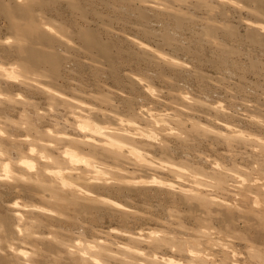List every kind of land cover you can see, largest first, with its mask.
<instances>
[{"label": "rangeland", "instance_id": "374dc122", "mask_svg": "<svg viewBox=\"0 0 264 264\" xmlns=\"http://www.w3.org/2000/svg\"><path fill=\"white\" fill-rule=\"evenodd\" d=\"M252 1L206 0L205 2H207L208 5L205 3V7H202L201 3L203 5L204 3L202 1L199 2L198 0H47L45 3L48 5H45V7L43 6V8L41 7V4H36L37 7L35 6V10H42L45 13L43 16L40 11L37 12L39 13V17H41L40 20L43 18L45 21L52 24L50 29L47 28V30H50L52 36L57 40L61 56L67 58L63 69L65 74L62 73L65 77H61V80H59V77H50L51 73L48 72H45L46 74H43L44 76L28 74L29 78H34L39 82V86H41L40 84H44L41 87L44 86L43 88H45V90L41 89V87L36 88L37 90H40H38L35 95L33 94L35 92H33V89L19 85L12 86L10 88V92L12 93L9 95V100L17 101L18 97L15 96L16 94H21L20 97L28 99H33V97L34 99H37H35V102L30 105L29 109L26 108L25 105V107L18 108L21 110H16V112L19 111L18 113L14 112L15 110L12 111L14 114L11 113L10 119H14V122L21 120V123L13 122L11 128L10 126L6 127L8 130L11 129L7 131L8 134L15 137L17 136L18 140H22L21 144L22 147L24 146L23 148L25 150L30 149L31 146L34 145L33 141L30 140L35 139L36 133L27 131L26 123L24 121L26 119H20L22 116L20 112H24V110L26 115L30 113L27 115L29 118L31 117L33 120L36 119L35 125L39 127L41 131L53 130L56 132L55 134L51 131L53 135L56 137L58 136L57 138L55 137L58 141H63L68 139V137L72 138L73 135L77 134L78 139H73L81 141L78 137L79 133L73 128H85L83 131L89 130L88 132L93 135L101 134V137L107 138L110 135L108 133H110L112 128L110 129L108 126L109 129L107 131L106 128L104 129L106 132L110 130L107 133L108 135H106V132L103 133L104 130L100 129L104 128V126L106 127V125L110 123L109 121L111 118L113 119L115 116L116 119L114 118L115 120H112L113 125H111L112 123L109 124L111 127H114L112 131L115 133L118 131H124L125 133H123L126 135L130 134V131H133L136 134L139 133L135 136L136 141H131V143L129 141H123L122 145L128 148L132 147L134 154L137 153L136 155H138L137 157L139 160L143 159L141 160V163L143 162L141 166H148L150 163L149 166L152 165L151 171L139 170L134 167L136 166V162H133L134 160L131 161L133 159L131 158L133 154L129 155L130 153L128 152H126L128 155L124 156L130 157V159L122 158L123 162H129L127 165L122 163V160H120V164L119 162L115 163L114 161L116 160L112 158V160L107 158L109 161L107 159L103 160V158L101 162L97 160L95 161L96 163L98 162L97 165L103 163L106 166H113L115 169L117 167L115 170L108 166L109 168L107 172H109V174H107L108 176H105L109 179H112V176H109L112 173L114 176L113 178L117 176L120 178L123 174L122 177H124V180L122 182L119 181L120 179H117L118 177L115 180H118L120 183H123L124 181L125 183L127 182V185L124 184L125 186H122L123 189H126V191L123 190L124 194L121 193L122 196L112 188H109L107 191L96 189L97 193L95 192V195L93 194V196H95L94 198H96V200L98 198L102 199H98L100 202L104 200V204L107 201V205L108 203L111 205H108L107 208L111 207L112 210L111 208L105 209L106 204L104 206V204L102 205L101 203L103 208L94 209L96 212L92 210V212L86 217L84 215L80 218L76 216L78 218L75 219V225L71 226V229H69L70 231L68 233H72L69 234V236L71 235V238L68 235L67 236L70 239L74 237L73 241H76L77 239L84 243L90 242L95 248H97L98 245H105L106 247L112 246L110 247L111 251H114L112 254H117L108 258V261L103 257L101 259L97 258L98 264H124L119 262L118 257L120 256L119 258L126 259L127 254L122 252V249L121 251L117 250V245L122 243L120 245L122 247L123 244L124 246L127 244V250L129 248V250H134L132 246H135L133 243L136 240V237L140 238H138L139 241L141 238H144V235L147 236L149 232L151 233V231H156L158 233L161 231L160 233L162 234H157V236L159 235L158 237L162 236L165 231L164 235H166L167 232V234L169 233L171 236H178L177 239L183 237V239L190 240L192 243H194L193 239L195 240V238L196 240H201L204 236V234L203 236L200 234V232L202 233V224L198 220L192 218L194 214L198 218L202 217V215H199L201 214V211L195 205L191 206L182 202L178 196L175 197L174 195L175 198L171 197L169 192L164 190L165 186H167L165 187L166 189L175 186V188L171 189L173 191H178L179 189L177 188L189 190L192 189L195 184V186L199 185L198 188L202 187L203 190L208 188L209 191H211V194L214 190H217L215 191L217 193L212 194L217 200L233 205L234 208H239L240 206V212H229L230 217L228 222L234 230L230 229L229 231H224L225 233L220 234L218 229H221V225L218 224L217 221L212 220L210 227L213 229L209 231L213 232L214 237L219 239L218 242H223L226 239L224 242H227V244L230 243V247L228 248H231V250L233 249L232 251L236 254L239 264H263V258H258L261 257V255H257L256 251H251V248L246 244L248 243L246 241L249 237L248 240L257 243L261 250L264 249V230L259 229V226H261L259 223L260 221L257 219H251L257 217H254V214L249 213L248 206L242 203V198L247 195L249 199H252L251 201L254 202V205L264 207V157L258 156V151L261 150L260 146L262 145L261 148L264 146V0H259L260 2H263H261L262 4L259 3L258 0H254L255 4H252ZM209 5L211 9L208 8ZM255 8L257 9L252 10ZM260 25L261 27L258 28ZM0 28L2 29L0 35L2 34L1 36H3V39L12 37V39H8V42L6 43V45L8 44L7 53L10 52V54L6 53L5 56L7 58L5 59L13 66L17 58L14 52L16 48L13 46L15 45L14 43H16V39L12 36V27L6 19L1 18ZM209 28L211 32L208 31ZM80 30H89L93 36L102 43L100 47L103 48V46H106L109 49L112 61L100 51V48H98V50L88 49L89 52L87 49H82V41L80 39L78 41V32ZM207 32H209L210 35H207ZM10 40L13 41V43ZM80 63L82 64L79 66ZM83 64L85 66H83ZM113 65L116 68L115 71L117 70L116 74L119 76L112 77V74H110ZM10 68L12 69L14 67ZM15 68L12 69L11 72L9 71V75L13 76H11V80L14 78L16 79L20 75L18 68L17 70ZM13 70L16 71V75ZM64 70H66V72ZM97 71L101 75H99ZM18 72L19 74L17 75ZM95 72L98 74L97 76H94ZM53 78H55V80ZM21 79L22 78H19L18 80ZM49 89H52L55 92L52 90L51 92H47ZM56 91L59 92V94L55 95L57 98L53 94L56 93ZM49 93H52V95ZM57 95L62 96L58 97ZM67 95H69L70 98H73L70 100ZM98 95H101V97ZM102 96L105 97L104 100H101L103 99ZM184 96L186 97V100L183 99L185 98ZM75 97L76 101L74 99ZM77 97H79V99ZM65 98L66 101H63ZM83 98L86 99V104V101ZM99 98L101 101H104V103L101 102ZM72 99H74L75 105H73L74 103ZM51 100H54L55 102H53L55 104H52ZM81 100L83 101L81 102ZM76 102L77 104L79 102V105H77ZM114 102L115 104H113ZM58 103H60V106ZM95 104L102 109H99L98 107L97 109H94L93 107ZM112 104L114 106H112ZM191 104L201 105H199V108H194ZM54 105H56L55 107L57 108H55ZM88 105L90 108L94 105L92 107L94 112L95 110L97 112L103 110V112L100 113H106L108 116L95 112L97 115H100L98 117L93 113L92 109L87 108ZM71 108H74L75 110L71 111ZM83 109L86 111V115L88 114L87 111L89 113L91 112V114L88 115L91 118L87 119ZM78 110L80 111L79 113L75 112ZM81 112L82 115L80 114ZM140 113L143 114L142 119V116L139 117L138 115ZM37 114L39 116H37ZM72 114L74 116L76 115V118ZM83 114L84 117L83 120H81ZM92 114L94 117L96 116V119L99 118L102 122L98 121V119L97 121L94 118L92 119ZM135 114L137 115L136 119ZM85 116L86 120H93L91 121L93 125L91 130L95 131L92 132L90 130L91 125L88 126L89 122L84 120ZM105 117L107 118L105 119ZM118 118L120 119L119 122ZM182 118H185V121H183L184 123L182 122ZM65 119L67 120L65 121ZM157 119L160 123L157 122ZM106 120L109 122L108 124ZM152 120L155 124L158 123L159 125L153 124ZM81 121H84L83 124ZM94 121L95 123H93ZM129 121H132V123ZM180 121L184 124L180 123L182 127L184 126L181 130H179L180 128L178 125ZM37 122H39V124ZM99 122L101 123L99 124ZM76 123H78L77 127ZM80 123L83 126L80 125ZM103 123L106 124L104 125ZM125 123H128V125L131 123L132 128L130 126V130H128V125ZM85 124L88 127L85 126ZM94 124L103 125V127L95 126L96 129H93ZM193 124H195L198 129H195ZM5 126L6 125L0 123V135L1 132H4ZM163 126L165 128H163ZM126 127L127 129H124ZM73 130L75 131L74 134ZM112 131L111 133L114 134ZM126 131L129 133L127 134ZM62 133L63 136H60ZM112 134L111 137H108L110 140H112ZM184 134L186 136H184ZM70 135L72 137H70ZM227 136H230L229 138L231 140L227 138ZM15 137L11 138L15 140L17 139ZM62 137L64 138L60 140ZM185 137L187 138L185 139ZM221 137L224 139H221ZM80 138L83 139L82 136ZM240 138L241 141H245L242 143L239 142ZM126 142L129 143L126 144ZM253 143H259L257 145L258 147ZM128 144H130V146ZM29 153L30 152H28V160L35 163L38 158H35V156H33L34 154L32 155ZM88 153V150L85 149L82 154H78L79 158L84 159L83 162L85 161L89 163L92 158ZM58 155L59 153L56 154L57 157ZM15 158H17V156H15ZM40 159L39 163L42 164V159ZM151 161H154V164ZM44 163H46L45 160ZM98 167H100V165ZM159 167L161 169H159ZM217 167L219 169H222L223 167L222 171L233 177L236 182L235 184H237V191L238 189L241 190L238 192L239 194L228 193L223 190L219 191L215 185L213 189L207 186L213 183V179L209 178V175H211L213 170ZM97 169L99 168H96V170ZM104 169H106V167ZM121 170L122 172H118ZM101 172L102 174H106L103 171ZM117 174H120V176ZM176 174L177 176H175ZM191 175L192 177H190ZM204 177L207 178L205 179ZM130 181L133 183L137 182L135 183L136 185L134 184L136 188L133 185L130 187ZM160 181L162 182L160 183ZM178 182L183 183L178 184ZM120 183L119 186L122 188ZM143 183L145 187L142 186ZM148 183H151L152 185L150 184L148 186ZM246 183L247 187L245 188H248L247 190L244 188ZM168 184L173 187H169ZM146 185L148 187H146ZM111 186L114 185L111 184ZM0 188V198H2L0 199V206H2L0 207V212L3 214H8V212H12L18 207L14 208L11 206L10 208V205H13L15 201L20 203V209L21 204L22 207H24L23 204H25V202L26 205L29 203V205H38L41 207L44 205L37 198L27 196L24 192L15 193L12 191L9 197V191H7L5 187L2 189L1 185ZM141 188L145 189V191ZM208 189L206 191H208ZM242 189L245 190L243 191ZM242 192L245 194H242ZM14 194H17L18 196H15ZM215 197H213V199H215ZM110 201L113 202V204ZM117 207H119L120 210L123 209V211H128L127 214L130 215L128 216L129 219L126 218V221H123L119 217L120 214H117L118 210H114L117 209ZM242 209H244L246 213L243 212ZM190 211L195 212L194 214H190ZM87 217L89 219H86ZM203 218L205 219V217H202V219ZM61 226L62 224H59L58 226L55 224L54 228L60 230L68 227L67 225ZM222 226L226 228L225 225ZM40 231L41 235H39V237L44 233V237L46 236L48 239L53 238L51 235L48 236V229L45 230V228H42ZM130 233L132 235L136 234V237L132 236ZM205 233H208V230H205ZM129 236L135 238L131 241L128 240L130 239L128 238ZM241 236L246 239V241L240 240L241 238L239 237ZM203 241L202 245L204 246L200 250H206L210 255V251L207 249L208 246H210L209 241L207 239H203ZM25 247L27 248V251H30L29 246ZM26 248L24 249L26 250ZM138 248H140V251L142 252L140 254L144 255V253H147L140 258L146 264H180L181 262L185 264H198V261H196L195 258L197 254H194L193 259H190L189 256L184 257L176 255V248L174 247V249L162 247L157 251L156 249L151 250L146 245H140ZM195 249H198V247ZM155 256L158 259H155ZM145 257L150 261L148 260L147 262ZM209 258H214L216 261L218 258L219 260L222 259V261L228 259L226 255L223 257V254L220 252H216L214 256L211 255ZM142 260H136L135 263L139 264ZM106 261L111 263H107ZM179 261L181 262L178 263ZM58 263L62 264L60 261H58ZM49 264L54 263L49 262ZM64 264L67 263L64 262Z\"/></svg>", "mask_w": 264, "mask_h": 264}, {"label": "bare ground", "instance_id": "6f19581e", "mask_svg": "<svg viewBox=\"0 0 264 264\" xmlns=\"http://www.w3.org/2000/svg\"><path fill=\"white\" fill-rule=\"evenodd\" d=\"M46 1L47 0H0V17L2 19L3 18L6 19L10 23V25L12 27V31H13L12 36H13L14 39H16V43H14L15 45H13V46L16 48L14 50V52H15V55H16V58H17L16 62L13 64V66L10 65V63L6 61L5 58H7V57L5 55L7 53V48H8L7 47L8 44L6 45V43L8 42V39H12V37L3 39V36H1L2 35L1 34L0 35V123H2V125H6L4 127L6 130L4 129V132H1V135H0V185L2 186V189H3V187H5V189H7V191H9L8 192L9 197H10V194H11L12 191H14L15 193L24 192L27 196H33L34 198H37L40 202H42L45 205V207H44V205H42V207L38 206V205L37 206L36 205L35 206L34 205H29L30 203L28 205H26V202H25V204H23L24 207H22V204H21V209H20V207H19L20 203L15 201V203L13 202L14 203L13 205H10V208H11V206H13L14 208L18 206L19 208L17 207L16 208L17 210L14 209V211H12V212H8L7 211L8 214H3V213L0 212V228H1V230H0V242L1 243L0 244L2 245V246L0 245L1 246L0 247V256L1 257L3 256L2 259L0 260V264H49V262L50 263H54V264H59L58 261H60L62 264H64V262L67 263V264H96V263L98 264L97 258L101 259L103 257V258H106V260L108 261V258H111V257H113V256H115L117 254V253L116 254L114 253L115 255L112 254V252H114V251H111V249H110V247H112V246L109 245L110 247H108V246L106 247L105 245H98V247L95 248L93 245H91L92 243H90V242L84 243L81 240H77V239H76V241H73L74 237L72 239H70L71 235L69 236V234H72V233H68L70 231L69 229H71L70 228L71 226L75 225V222H76L75 219L76 218L83 217V215L86 217L88 214H90L92 212V210L98 209V208H103L102 205L104 204L103 203L104 200L102 202H100V201H98V199L99 200H102V199L98 198L96 200V198H94L95 196H93V194L97 191L96 189L103 190V191L106 190L107 191L109 188L110 189L112 188V189L116 190L117 193L124 194L123 190L126 191V189L125 188L123 189V187L125 186L124 184L127 185V182L126 183H125V181L123 183L119 182V181L122 182L124 180L123 179L124 177H122L123 174L121 176H120V174H117V175L120 176V178L118 176H117L118 178L117 177L113 178L114 176L112 175L113 174L112 173V174L109 175V176H112L111 177L112 179H109L106 176H108L107 174H109V172H107V170L110 167V165H108L109 166L108 167L105 164L101 163V164H99L100 167H98L99 166V165H97L98 162L96 163L95 161L97 160V161L101 162L102 158H103V160H106L107 158L108 159L112 158V159H115L117 161L116 162V161L113 160L115 163L119 162V164H120L121 163L120 160H122V158L123 159H128V158L130 159V157L124 156V155H128V153H130L129 155L133 154L131 156V158H133L131 161L134 160L133 162H136V166H134V167L138 168L139 170L142 169V170L151 171L152 170L151 169L152 165L149 166L151 163L150 164L146 163V164H148V166L147 165L146 166L145 165L141 166V164H143V162L141 163V160H143V159L139 160V158L137 157L138 155H136L137 153L134 154L132 147L128 148V147L122 145L123 141H129L130 143H131V141H133V142L136 141L135 136H137L139 133L136 134L133 131H130V134H128L129 132L127 133V131L130 130L129 129L130 126L132 128V125H131L132 121H129V122H131V123H129L130 125H128V123L127 124L125 123L126 125H128L127 126L128 130L126 131V133L128 135L124 134L125 133L124 131H123L124 133L122 131L121 132L118 131L116 133L114 131H112V129L114 127H111L109 124L112 123L111 125H113L112 120L115 118V116H114L113 119L111 118V120L109 121L110 123L106 120L107 124L109 123L108 125H106V127L104 126V128H102L103 125H98V124L97 125L94 124V127H93V129H94L95 126H100V127L102 126L101 127L102 129H100V130H104L106 128V131L109 129L108 126L110 127V129L112 128L111 131L114 132V134H112L110 130H109L110 133H108L109 131L108 132H106L105 130L103 131V133L106 132V135L110 134L109 135L110 137H111V134H112L113 135L112 140H110L108 138L109 136L106 138L103 135L105 137V138H103V137H101V134L100 135H93V134L88 132L89 130L88 131L87 130L83 131V130H85V128H81V129L73 128V129H76L75 131H77V133H79L78 137H79V140H81V141H78V140L76 141V139H78L77 138V135H78L77 133H76L77 135H73V137L70 135V137H72V138L68 137V139H65L63 141H58V139H56L58 136L56 137L51 132L53 130L41 131L39 129V127H37L35 125V122H36L35 120L36 119L33 120L31 117L29 118V116H27V115L30 114V113H28L26 115L25 110H24V112H22V111L20 112V114L22 115L20 117V119L21 118L23 120H24V118L26 119L24 121L26 123L27 131L36 133L35 139L30 140V141H33L34 145H32L30 149L25 150L23 148L24 146L22 147V144H21L22 140H18L17 136L15 137L13 135L8 134L7 131H9L11 129L8 130L6 127L10 126V128H11V126H13L12 124L14 122L13 121L14 119H10L11 113H13L12 111L15 110L14 112H16V110L19 107H23V106L25 107V105H26V108L29 109L30 105L33 102H35V99H37V98L34 99V97H33V99H28V98L20 97L21 94H16L15 96L18 97L17 101L9 100V95L12 93V92H10V88L12 86H14V85L25 86L27 88L33 89V92L35 91L33 94L35 95L36 92L38 90H40V89L37 90L36 88H39V87H41L44 84H40L41 86H39L38 85L39 82L36 79H34V78H29L28 74L29 75L33 74L35 76H44L48 72V73H51L50 77H55L56 76V77H59V80H61L60 79L61 77H65V76L62 75V73H64L63 69H64V64H65V61L67 60V58L61 56L60 47H59V45L57 43V40L55 39L54 36H52V33L50 32V30L49 31L47 30V28L50 29L52 24H50L49 22L45 21L43 18H42L43 20L42 19L40 20L41 17H39V13H37V12L40 11L43 16H44L45 13L42 10H38V11L35 10L36 7H37L36 4H39V5L41 4L42 8H43V6L45 7V5H48V4L45 3ZM178 1H182V0H178ZM198 1L199 2L202 1L204 3V5L202 3H201V5H202V7L203 6L205 7V3H207V2H205L206 0H198ZM234 1H236V0H234ZM239 1H241V0H239ZM245 1L249 2V1H252V0H245ZM252 2H250V3L255 4L254 0ZM258 2L261 3L262 1L260 2L258 0ZM258 2H257V4H258ZM235 3H237V2H235ZM206 5H208V3ZM254 7H257V6H254ZM208 8H210V5H209ZM256 9L257 8L252 9V10H256ZM47 11H49V10H47ZM260 27H261V25L258 28H260ZM1 30L2 29L0 28V32H1ZM208 31L211 32L210 28H209ZM220 31H221V29H220ZM209 32H207V35H210ZM205 34H206V32H205ZM254 36H256V35H254ZM79 39L82 41V44H83V48L82 49H87V51H88V49H92V50L96 49V50H98V48H100V51L103 54H105L110 61H112L111 58H110L109 49L106 46H103V48L100 47V45L102 43H100L99 40L96 39V37H94L93 34L89 30H82V31L80 30L78 32V41H79ZM172 40H174V39H172ZM11 42L13 43V41H11ZM14 42H15V40H14ZM7 54H10V52L7 53ZM163 54H165V53H163ZM95 60H96V58H95ZM169 60H171V59H169ZM111 63H113V62H111ZM81 64L82 63H80L79 66ZM83 66H85V65L83 64ZM116 66H117V64H116ZM10 67H14V68L16 67L15 69L17 70V68H18V71H20V75L18 77L16 76L17 77L16 79L15 78L12 79L13 81L11 80V76L12 75L11 76L9 75V71L11 72V70L14 69V68L11 69ZM112 68H109V69H112L110 74H112V77H114V76L116 77L118 75V74H116L117 70L115 71L116 68H115L114 65H113ZM65 69H66V67H65ZM64 71L66 72V70H64ZM101 71H103V70H101ZM105 71H106V69H105ZM14 72H15L14 74L16 75V71H14ZM97 73H98V71H97ZM97 73L95 72L94 76H97L99 74V73L98 74ZM11 74H13V73H11ZM18 74H19V72L17 73V75ZM114 74H116V75H114ZM99 75H101V74H99ZM19 78H22V79L18 80ZM53 79L55 80V78H53ZM53 82H55V81H53ZM145 83H147V82H145ZM61 86H63V85H61ZM43 87H41V89L45 90V88H43ZM49 90L47 92H51L52 89H49ZM52 91H54V90H52ZM30 92H32V91H30ZM49 94L52 95V93H49ZM53 94L55 96L56 94H59V92L56 91V93H53ZM51 95H49V96H51ZM57 96L59 97V96H62V95H57ZM67 96L69 97V95H67ZM76 96H78V95H76ZM98 96L101 97V95H98ZM40 97H42V96H40ZM68 97H66V98H68ZM79 97H85V96H79ZM79 97H77V98L79 99ZM66 98L63 101H66ZM71 98H73V97H71ZM71 98L69 97L70 100H71ZM104 98L105 97H103V99H101V100H104ZM74 99L76 101V97ZM74 99H72L73 103H74L73 105H75ZM183 99L186 100V97L183 98ZM84 100L86 101V99H84ZM99 100H100V98H99ZM51 101H52V104H55L54 100H51ZM82 101L83 100H81V102ZM101 102L104 103V101H101ZM86 103H87V101L85 102V104ZM59 104L60 103H58V105ZM62 104H63V102H62ZM76 104H77V102H76ZM81 104H83V103H81ZM113 104H115V102ZM113 104H112V106H114ZM77 105H79V102H78ZM97 105H98V103H97ZM199 105H201V104H191V106H193L194 108H199ZM55 106L56 105H54V107ZM93 106H91V108H90V106L88 105L87 108L92 109L93 113H95V112L96 113L103 112V110L102 111L100 110V112H97L95 110V112H94V109L95 108L97 109V107L99 108V106H96V104H95L94 107ZM129 107H131V106H129ZM55 108H57V107H55ZM77 108L79 109V107H77ZM80 108L82 109L81 106H80ZM87 108H86V110H87ZM81 109H79V110L82 111ZM99 109H102V108H99ZM18 110H21V109H18ZM72 110H75V109L71 108V111ZM79 110L75 111V112L79 113L80 112ZM83 111H84V109H83ZM18 112H16V113H18ZM218 112H219V110H218ZM85 113H86V111H84V114ZM87 113H88L87 115L85 114L87 116V119L91 118L90 116H88L89 114H91V112L89 113L87 111ZM129 113H130V111H129ZM61 114H63V113H61ZM80 114L82 115V112ZM84 114L82 116V119L80 118L81 120H83ZM100 114H102V113H100ZM222 114H224V113H222ZM102 115L108 116V115H106V113H103ZM138 115H139V117L142 116L141 119L143 118V114L140 113ZM14 116H17V115H14ZM37 116H39V115L37 114ZM86 116H85L84 120H86ZM97 116L99 117L100 115H97ZM135 116H136L135 117V119H136L137 115L135 114ZM74 117L76 118V115ZM77 118H78V116H77ZM93 118L96 119V116L94 117L93 114H92V119ZM106 118L107 117H105V119ZM67 119H68V117H67ZM67 119H65V121ZM92 119H89L90 121L86 120L87 122H89L88 126L91 125L90 130H91L92 126H93L92 122H91V121H93ZM97 119H98V121H101V120H99V118H97ZM97 119H96V121H97ZM179 119H180V116H179ZM79 120H77V121H79ZM20 121L21 120H17L16 122L20 124L21 123ZM119 121H120V119L118 120V122ZM183 121H185V118L182 120V122ZM16 122H14V123H16ZM83 122L84 121H81L82 124H83ZM90 122H91V124H90ZM101 122H99V124ZM121 122H120V124H121ZM126 122H128V121H126ZM157 122H159V120ZM37 123L39 124V122H37ZM78 123H76V127L78 126L77 125ZM81 123H80V125H82ZM93 123H95V121ZM180 123H181V121L178 124L179 128H180L179 130H181V128H184V126L182 127V125H181L184 122L181 123V124ZM66 124H67V122H66ZM153 124H155L154 121H153ZM58 125H60V124H58ZM155 125H159V124L157 123ZM163 125H165V124H163ZM180 125H181V127H180ZM85 126H87V125L85 124ZM127 127L124 128V129H127ZM193 127L195 129L197 128L195 124H193ZM193 127H192V129H193ZM163 128H165V127L163 126ZM133 129H134V125H133ZM139 130H141V129H139ZM75 131L73 130V134L75 133ZM91 131L93 132L95 130H91ZM181 132H183V131H181ZM54 133L56 134V132H54ZM57 135H58V133H57ZM61 135L63 136V133L60 134V136ZM80 135L83 137V139L80 138L81 137ZM147 135H149V134H147ZM232 135H234V134H232ZM184 136H186V135L184 134ZM206 136H207V134H206ZM11 137H13V138L15 137L17 139L13 140ZM64 137H62L60 140H62ZM152 137H154V136H152ZM229 137L230 136H227V138H229ZM73 138H76V139L74 140ZM85 138H87V139H85ZM147 138H148V136H147ZM182 138H184V137H182ZM182 138H180V139H182ZM186 138L187 137H185V139ZM249 138H250V136H249ZM149 139H150V137H149ZM221 139H224V138L221 137ZM225 139H226V137H225ZM82 140H84V141H82ZM26 141H29V140H26ZM243 141H245V140H243ZM243 141H241V138L239 139V142L242 143ZM129 142H126V144L129 143ZM229 142H231V141H229ZM251 142H250V144H251ZM255 142H257V141H255ZM253 144L255 146H257L259 143L258 144L253 143ZM128 145L130 146V144H128ZM260 145H261V143H260ZM261 146H260L261 150L258 151L259 152L258 156L259 157H264V146L262 148H261ZM85 149L88 150V152H89L88 155L90 154V156L92 158V160L89 163L85 162V161L83 162L84 159L79 158V155H78L79 153L82 154V152ZM28 152H30L29 154H32V155L34 154L33 156H35V158H38L35 163H33L32 161L28 160ZM126 152H128V153L126 154ZM57 153H59L58 157L56 156ZM15 156H17V158H15ZM40 158L42 159V164L39 163V159ZM44 160L46 161V163H44ZM122 163H125V162H123V160H122ZM127 163H129V162H127ZM127 163H125V164L127 165ZM132 164H135V163H132ZM105 167H106V169H104ZM111 167H112V169H115V168H113V166H111ZM119 167H121V166H119ZM153 167H155V166H153ZM160 167H159V169H161ZM162 167H164V166H162ZM96 168H99V169L96 170ZM217 168L213 170L211 175H209L210 176L209 178L213 179V183H211V185H207V186L209 188L213 189V187L215 185V187H217L219 191L223 190L224 192H228V193H238V192H240L241 191L240 189H238V191H237V187H236L237 184H235L236 182L233 179V177L231 175H229L228 173L222 171L223 167H222V169L218 168V170H217ZM116 169H117V167H116ZM163 170H164V168H163ZM101 171H103L106 174H102ZM109 171H110V169H109ZM118 172H122V170L118 171ZM128 174H129V172H128ZM172 174H174V173H172ZM183 174H186V173H183ZM230 174H231V172H230ZM130 175H131V173H130ZM175 176H177V174ZM179 176H180V174H179ZM202 176H204V175H202ZM190 177H192V175ZM116 178L120 179V180L119 181L115 180ZM179 179H182V178H179ZM153 180H152V182H153ZM117 181H118V183H117ZM161 182L162 181H160V183ZM119 183L121 184V187L123 185L124 186L122 188H120ZM135 183H137V182H135ZM135 183L131 182L130 187L132 185L135 186L136 185ZM179 183H183V182H178V184ZM111 184H113L114 186H111ZM115 184H117V185H115ZM128 184H129V180H128ZM146 184H147V182H146ZM150 184L148 183V186ZM238 184H240V183H238ZM195 185L193 186L195 188L192 187V189H189V190L188 189L185 190V189H182V188H177V189H179L178 191L177 190L176 191L175 190L174 191L171 190V189L175 188V186L173 187L171 185L173 188H169V187H171L169 184H168V186H169L168 188L169 189L165 188L167 186H165V187L163 186V187H164V190L169 192V195L171 197H174V195H175V197L178 196V197H180L182 202H184L186 204H189L191 206L195 205L201 211V214H199V215H202V217H205V219L204 218L202 219V217H200L202 220L200 218L196 217V215L194 214V212L196 210L192 211V212L190 211V214H192V213L194 214V216H192V218L194 220H198L202 224V233L200 232V234H202L201 236H203V234H204V236L201 238V240L200 239L196 240V238H195V240L193 239L194 243H192L190 240L188 241V240L183 239V237L182 238L179 237L177 239L178 236L177 237L173 236V235L171 236L169 233L167 234V232H166V235H167L166 236V235H164L165 231H164V234L162 236L158 237L159 235L157 236V234H159L161 231L157 229L158 231H160L159 233L156 232V231H154V232L151 231V233L149 232L150 234L148 233L149 235L148 234H147V236L144 235V238L143 239L141 238V240L138 241L139 237L137 238L136 234L132 235L130 233L132 236L136 237V240L135 241L133 240L134 241L133 245H135V246H132V248H134V250H129L130 248L127 250L126 249V246L128 247L127 244H126V246H124V244H123L122 247L120 246L122 243L120 245H117L118 246L117 250L121 251V249H122V252L127 254L126 259L125 258L124 259L119 258L120 257L119 256L118 257L119 262H122L124 264H136L135 263L136 260H142L140 258L147 254V253L145 254L143 250L142 251H143L144 255L140 254L142 252L140 251V248H138V247H140V245L141 246H143V245L145 246L146 245L151 250L156 249V251L161 249L162 247L163 248L167 247V248H171V249L176 248L175 249L176 250V255H180V256H184V257L185 256H187V257L189 256L190 259H193L194 258V254L195 255L197 254L195 256V258H196V261H198L197 262L198 264H239V260H237L236 254H234L233 251H232L233 249L231 250V248H228V247H230V243L227 244V242H224L226 239L223 241L224 243L223 242H218L219 239L214 237V233L210 232L209 230L213 229L212 227H210V223H211L212 220L217 221V223L221 225L220 226L221 229H218L220 231L219 232L220 234H223V233L229 231L230 229H233V228H231L232 227L231 224H229V222H228L229 221V217H230L229 216V212L230 211H232V212L239 211L240 212V209H239L240 206H239V208L238 207L234 208L233 205H230V204L225 203L223 201L217 200L216 197L214 195H212L214 193H217V192H215L217 190H214V192L211 194L210 193L211 191H209V189L207 187L203 186V187L207 188L208 191H206L207 189L203 190L202 187H201L202 189L200 187L198 188V186H199L198 184H197L198 186H195ZM142 186H144V183L142 184ZM148 186L146 185V187H148ZM180 186H182V185H180ZM130 187H126V188H130ZM185 187H186V185H185ZM245 187H247V183H246V186H244V188ZM135 188H136V186H135ZM141 189L143 191H145V189H143V188H141ZM214 189H216V188H214ZM245 189L247 190L248 188H245ZM129 190H128V193H129ZM136 190H138V189H136ZM116 192H115V194H116ZM5 194H6V192H5ZM122 194H121V196H122ZM242 194H245V193L242 192ZM261 194H262V192H261ZM263 194H264V192H263ZM1 195H3V194H1ZM127 195H130V194H127ZM15 196H18V195L16 194ZM213 197H215V199H213ZM0 199H2V198H0ZM242 200H243L242 203L245 204L246 206H248L249 213L254 214V217H257V218H251V219L259 220L260 221L259 223L261 224V226H259V229L264 230V207H259L258 205H257L258 206L257 207L256 205H254V202L251 201L252 199H249L247 197V195H246V197H243ZM1 202H2V200H1ZM101 203H102V205H101ZM111 203L113 204V202H111ZM105 204H106L105 209H110L111 208V207L107 208V206L109 205V203L107 205V201L105 202ZM105 204H104V206H105ZM109 206H111V205H109ZM0 207H2V206H0ZM22 208H24V209H22ZM10 210H12V209H10ZM111 210H112V208H111ZM114 210H118L117 214H120L119 217L123 221H126V218L129 219L128 216H130V215L127 214L128 211L127 212L123 211V209L120 210L119 207H117V209H114ZM191 210H194V209H191ZM242 211L246 213V211L244 209H242ZM115 212H117V211H115ZM234 215H235V213H234ZM76 216H78V217H76ZM235 217H237V216H235ZM86 219H89V218L87 217ZM55 224L57 226L59 224L60 225L62 224V226L63 225H67L68 227H65L66 230L65 229L56 230L57 228L56 229L54 228ZM222 225H225L226 228H224ZM42 228H45V230L48 229L49 230L48 231L49 232L48 236L51 235L53 238H49L48 239L46 236L44 237V233L43 232H42L43 234H42V236H40L41 237L40 238L39 237V235H41L40 234V232H41L40 229H42ZM205 230H208V233H205ZM192 233H194V232H192ZM143 234H144V232H143ZM161 234L162 233H160V235ZM67 235L70 238H68ZM132 236H129L128 238H130V239H128V240L132 241V239L135 238V237H132ZM239 238H241L240 240H242V241H246V239H244L242 236L239 237ZM203 239H207L209 241L210 246H208L207 249H208V251H210V255L207 253L206 250H200L204 246V245H202L203 242H204ZM248 239H249V237H248ZM248 239L246 241L248 243H246V244L249 245V247L251 248V251H256L257 255H261V257H258V258L259 259L263 258V264H264V249L261 250L260 247L257 245V243H253L252 241H250ZM49 240H52V241H49ZM185 241H188V242H185ZM80 243H82L84 245H82ZM254 244H255V246H254ZM113 245H115V244H113ZM25 246H29L30 251H27V248ZM194 247L195 248L198 247V249H195ZM24 248H26V250ZM175 250H174V252H175ZM193 251H195V252H193ZM216 252H220L221 254H223V257H224V255H226L228 257V259L227 260L225 259V261H222V259L219 260V258H218V260L216 261L214 258H209L211 255L214 256ZM95 255H97V256H95ZM93 258H95V259H93ZM156 258L157 257L155 256V259ZM145 260H147L146 257H145ZM148 260H147V262H148ZM142 262H143V260L139 264H146L145 262H143V263ZM180 262L181 261H179L178 263H180ZM107 263H111V262H107ZM181 263H183V262H181ZM183 264H185V263H183Z\"/></svg>", "mask_w": 264, "mask_h": 264}]
</instances>
